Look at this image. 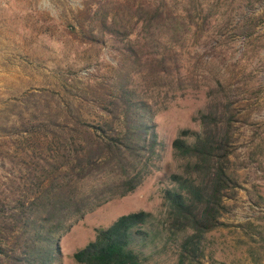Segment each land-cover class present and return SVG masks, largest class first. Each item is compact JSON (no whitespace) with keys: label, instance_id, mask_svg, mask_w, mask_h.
<instances>
[{"label":"trees","instance_id":"trees-1","mask_svg":"<svg viewBox=\"0 0 264 264\" xmlns=\"http://www.w3.org/2000/svg\"><path fill=\"white\" fill-rule=\"evenodd\" d=\"M217 3L84 1L70 33L80 37L83 48L109 39L116 67L109 83L88 86L64 110L55 104L27 119L22 111L16 114L19 124L11 126L8 141L0 145V264H54L59 240L74 223L134 192L157 167L160 143L147 100L153 98L156 80L168 76L173 82L169 74L164 77L170 67L179 68L173 45L195 35L198 19L216 48L224 29L242 38L251 33L249 17L236 23L223 19ZM220 19L225 22L216 24ZM132 71H139L137 79ZM233 96L217 80L206 111L197 118L199 132L181 130L172 141L173 156L183 163L169 177L173 186L163 192V225L171 237L183 234L175 264L200 263L205 236L222 226L224 198L237 187L230 174L238 122ZM84 105L98 121L83 116ZM154 219L145 211L117 217L96 228L94 239L72 254L73 261L145 264L164 235Z\"/></svg>","mask_w":264,"mask_h":264},{"label":"rangeland","instance_id":"rangeland-1","mask_svg":"<svg viewBox=\"0 0 264 264\" xmlns=\"http://www.w3.org/2000/svg\"><path fill=\"white\" fill-rule=\"evenodd\" d=\"M84 1L0 0V145L8 141L11 126L19 124L18 112L27 119L55 104L64 110L78 102L88 86L109 83L116 67L111 41L83 48L80 37L70 33L69 24ZM217 4L223 19L232 17L236 23L249 17V37L224 29L216 48L197 18L195 35L173 45L179 68L170 67L164 75L173 77V82L169 84L168 76L156 80L153 98L147 100L160 143L157 167L134 192L74 223L59 240L60 256L54 264H76L72 254L94 239L96 228L136 211L151 213L154 224L164 231L145 264L176 263L183 234L171 237L163 225V192L173 186L169 177L179 173L183 163L174 158L171 145L181 130L199 132L197 118L206 111L209 89L217 80L229 87L238 113L230 159L237 187L224 198L222 226L205 236L199 264H264V1ZM223 19L216 24L222 25ZM138 72L132 71L136 79ZM82 114L90 122L99 120L86 105Z\"/></svg>","mask_w":264,"mask_h":264}]
</instances>
